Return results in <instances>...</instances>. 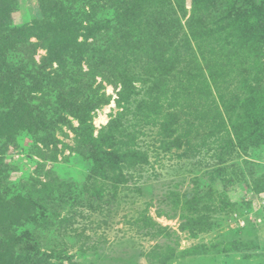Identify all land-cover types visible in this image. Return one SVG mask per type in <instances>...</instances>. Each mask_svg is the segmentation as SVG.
Returning <instances> with one entry per match:
<instances>
[{"label":"rangeland","instance_id":"rangeland-1","mask_svg":"<svg viewBox=\"0 0 264 264\" xmlns=\"http://www.w3.org/2000/svg\"><path fill=\"white\" fill-rule=\"evenodd\" d=\"M160 1L17 0L11 21L18 27L36 25L42 19V7L72 9L71 11L79 14L78 18L82 20L78 34L75 33L78 43L87 48L96 47L106 40L107 36L119 31L120 27L126 28L127 32L122 34L131 40V45L124 55L128 54L135 62L132 64L140 66L146 61L148 49L146 48L145 52L139 45L140 41L160 39L162 32L165 33V20L179 18L185 25L190 17L191 0H185L187 15L184 19L182 13L175 16L166 11L155 13L153 8L160 5ZM175 1L176 5H181L179 0ZM208 1L210 5H214L219 17L213 18L211 23L223 19L229 13L230 7L241 9L249 6L241 0L234 2L235 5L231 4L234 0ZM230 12L234 13L231 10ZM251 17L248 18V25L240 23L238 26L251 27L258 20L255 14ZM49 22L52 23V20L49 19ZM215 30L218 29L213 28L211 31ZM192 32L200 38L205 35L203 39L213 42L212 48L216 50L213 51V57L220 56L227 41H240L238 33L234 38L226 40V35L229 34L226 32L219 35ZM30 33L38 35L36 30H31ZM250 35L252 33L248 34ZM240 38L243 40L242 36ZM176 39L168 46L156 47L155 51L162 55L173 54L182 46L181 44L176 47L179 44L177 41L181 40ZM29 43L33 47L31 58L37 65L48 60V51L42 41L31 37ZM24 50L18 47L17 51L9 55V61L16 68H19L21 63H26L22 56ZM251 53H255V48L251 49ZM263 63L258 62L260 65ZM80 64L79 67L85 72V58ZM51 66L49 70L54 71L57 68L55 63ZM138 70L137 67L135 72ZM25 72L22 70V74ZM85 81L86 85L92 82ZM99 85L102 87L100 93L110 97V103L95 111L85 126L80 125L72 114H67V110L59 111L60 113L54 116L50 110L41 108L39 104L45 105L46 101L54 104L55 96L40 101L39 92L42 90L36 89L34 84L27 82L28 89L24 92L28 95V106L36 107L37 112L30 109L28 117L24 116L26 122L23 121L22 124L16 122V117L19 116L14 111L19 101L10 102L4 93L0 96V113L3 116H0V164L6 167L5 172H0V190L7 194V200L27 197L18 207L10 204L13 208H7L5 224L10 226V231L14 234L24 231L33 234L39 253L46 255L42 257L43 262L40 264H262L264 85L261 84L257 90L245 87L243 91L238 90L239 86H223V93L229 92L228 95L234 99L238 93L240 99L249 101L247 96L243 98L241 94L251 93V103H245L248 116L244 118V113H239V129L243 128L239 141L244 148L240 151L242 154L237 153L238 155L229 162L234 164L236 161V165L227 167L223 179L217 177V174L205 176L197 181L194 178L210 170L208 166L214 162L216 154L229 150V134L221 132V147L213 141L214 139L205 140L204 146L198 149L201 154L196 157L189 156L190 159L182 154L186 148H172L166 152L161 149L157 139L160 124L150 123L154 122L152 119L155 120V117L160 119L158 111L137 133L138 147L143 148L148 163L142 167L137 165L135 168L121 164L120 172L125 177L119 178L117 172L115 175L108 173L107 177L100 176L95 179L96 185L88 192L83 185L86 183L90 163L94 158L97 160L100 154L101 158H109L104 154L111 151L110 148L102 147L107 143L106 138L102 139L106 133H103L101 140L97 139V142L92 143L91 138L95 140L104 132L102 129L120 110L116 105L120 85L96 77L91 87L95 89ZM143 85L145 84L142 80L135 83L137 93L139 90L145 91L146 85ZM195 92L192 97L196 96L198 101H206V98L201 96V88ZM162 96L173 99L175 103L182 97L181 93L177 96H165L160 92L156 97ZM10 103H13V106ZM12 107V115L8 117L6 114ZM190 107L195 109L192 104ZM202 109L204 108L198 106L196 110L200 113ZM260 109L263 110L262 114ZM59 115L64 120L49 131L52 132L49 140H44L41 133L32 131L35 128L27 129L30 128L27 119L32 121L33 117L38 116V119L42 117L48 121ZM5 118L14 122L10 131H5L2 126ZM177 124L180 125L179 119ZM175 128L179 127L174 126L172 129ZM179 132L178 130L176 134ZM11 139L13 140L10 141ZM53 141L56 143H52ZM190 141L191 145L195 143L193 138ZM123 159L125 157L120 156L117 160ZM112 166L115 164L112 163ZM239 176L242 178L238 179ZM240 215H244L246 224L239 228L235 219L236 216L241 217ZM26 244L25 241L17 243L22 248ZM15 250L20 252L17 248Z\"/></svg>","mask_w":264,"mask_h":264},{"label":"trees","instance_id":"trees-1","mask_svg":"<svg viewBox=\"0 0 264 264\" xmlns=\"http://www.w3.org/2000/svg\"><path fill=\"white\" fill-rule=\"evenodd\" d=\"M174 1L161 0V4L153 9L155 13L171 12L173 16L182 13V19H184L187 15L185 0H179L181 5H176V1ZM239 1L234 0L231 4L235 5L234 2ZM242 1H245L249 6L241 9L230 7L229 9L234 12L233 14L229 10L223 19L211 23L213 18H219L214 5H210L208 0H191L190 17L185 25L179 18L165 20L163 25L166 34L162 32L160 39L155 41H140L139 45L145 49V52L146 48L148 49L146 61L138 66L132 64L135 62L131 60L132 58L128 54L124 55L128 49L130 50L131 45V40L126 39L122 34L127 32L126 28L120 27L119 31L107 36L106 40L97 44L96 47L87 48L78 43L77 38H75V33L78 34V27L82 20L78 18L79 14L71 11L72 9L42 7V19L36 25L18 27L11 21L17 0H0V96L4 93L10 102L19 101L14 111L19 116L16 117V122L22 124L25 121L24 116L28 117L30 109L35 113L37 112L36 107L28 106L26 100L28 95L24 92L25 89H28L26 87L27 82L34 84L36 89L42 90L39 92L38 99L40 101L55 96L54 104L46 101L45 105L39 104L41 108L50 110L54 116L60 113L59 111L67 110V114H72V117L80 125L85 126L88 125L95 111L110 103V97L100 93L101 85L92 89L91 84L95 82V78L101 77L105 82L120 85L116 99L119 112L102 129L104 132H101L95 140L91 138L92 143L97 142V139L98 141L101 140L103 133H106L102 139L106 138L105 142L107 143L102 147L110 148L111 151L104 154L109 158H101L100 154L97 160L96 158L93 159L95 163L94 161L90 163L86 183L83 185V188L85 187L88 192L96 185L95 179L100 176L106 175L107 177L108 173L115 175L117 172L116 175H119V178L125 177L120 172L121 164L135 168L137 165L142 167L148 163L143 148L138 147L139 134L137 133L139 132L138 129H141L149 118L155 117L158 111L157 115L160 116V119L157 120L155 117V120L152 119L154 122L150 123L153 125L160 124L159 127L161 128L157 133V139L161 144L159 145L161 149L166 152L172 148L175 150L186 148L182 153L186 158L189 156L196 157L201 154L198 149L204 146L205 140L214 139L213 141L220 146L222 145L219 142V138L222 136L221 132L229 134L231 138L227 142V146H230L229 150L226 153L216 154L214 162L208 163L210 170L194 178L197 181V179L205 178V176L217 174V177L223 179L222 176H225L227 169L236 165V161L234 164L229 162L244 148L239 141L241 139L240 131H243V128L239 129V113H244L242 117H247L249 113L245 103H251L250 92L247 95L241 94L243 98L247 96L249 101L240 99L238 93L234 99L228 95L229 92L223 93V86L228 88L239 86L238 90L243 91L245 87L257 90L261 84L264 85V63L258 64L260 61L264 62V0ZM91 10L93 14L92 7ZM254 14L258 17L255 24L249 28L238 26L240 23L248 25V18H252V15L254 17ZM49 19L52 20V23L49 22ZM83 20L85 21V19ZM144 22L148 23L147 21ZM213 28L218 30L212 32ZM31 30H36L38 35L30 33ZM176 31L177 33H175ZM192 31L204 34L217 33L219 35L225 32L231 34L226 35V40L234 38L238 33V40L240 41L235 43L227 41L221 49L223 52L219 54L220 56L213 57V51H216L212 48L213 42H207L203 39L205 35H201L202 38H200ZM249 33L252 35L248 36ZM241 36L243 40H241ZM31 37H37V40L42 41L48 51V60L43 61L40 65H37L31 58V49L33 48L32 44L29 43ZM176 38H180L183 42L177 41L179 44L176 47L181 44L182 46L177 48L173 54L162 55L155 51L156 47L162 48L163 45L172 44V40L175 41ZM173 44L175 45L174 42ZM18 47L25 49L22 56L26 63H21L20 67L16 68L9 61V55L11 52L17 51ZM253 48H255V53L250 54ZM148 52L151 54L156 52L157 54L150 55ZM83 58L87 64L85 72L79 67ZM142 58L145 60L144 57ZM151 58L154 61L151 62ZM52 63L57 66L54 71L49 70ZM30 66L31 68H29ZM153 66L155 67L152 68ZM137 67L139 70L135 72ZM219 68L221 69L219 70ZM22 70L26 71L25 74H22ZM85 80L92 82L86 85ZM141 80L146 85H143L146 89H144L145 91L139 90L137 93L135 83ZM17 87L18 89H16ZM200 88L202 89L201 96L205 97L207 102L198 101L196 96L192 97V93L194 95L195 90ZM45 89L48 90L43 91ZM15 91L17 92L13 93ZM159 92L165 96H177L181 93L182 97H180L179 102L175 103L173 99H167L164 96L157 98ZM34 99L36 100V98ZM10 104L13 106V103ZM191 104L194 106V110L191 109ZM198 106L204 108L200 113L196 110ZM12 112L13 107L6 115L9 117ZM262 112L263 110L260 109V114ZM1 117L3 118V116ZM59 117L56 116L48 121L42 117L38 119V116L33 117L32 121L27 119L31 128L27 129L35 128L32 131L41 133L44 140H49L52 137V132L49 133V131H52L53 128H56V124L64 120L62 117L59 119ZM177 118L180 125H176ZM168 121L169 124L167 125ZM13 123L9 118H5L2 126L5 131H10L13 128ZM174 126L179 128L172 129ZM89 128L92 129L90 126ZM178 130L180 132L176 134ZM191 138L195 141L193 145H191ZM108 139L109 141H107ZM52 143H56V141ZM120 156L125 157V159L118 161ZM112 163L115 166H112ZM5 168L0 164V172H5ZM241 178V176L238 177V179ZM26 198L18 197L14 201L7 200V194L0 190V264H15L14 262L18 264H40L43 262L42 257L46 256L39 253L35 245L37 240L33 234L29 231L14 234L10 231V226L5 224L7 208L11 210L13 208L11 205L20 206L19 203H22ZM240 216H236V219L244 221V215ZM23 241L27 243L24 248L17 245ZM15 248L20 252L16 251ZM31 252L33 253L32 256L30 255Z\"/></svg>","mask_w":264,"mask_h":264},{"label":"built area","instance_id":"built-area-1","mask_svg":"<svg viewBox=\"0 0 264 264\" xmlns=\"http://www.w3.org/2000/svg\"><path fill=\"white\" fill-rule=\"evenodd\" d=\"M238 226L242 227V225L244 226V221L242 219H236Z\"/></svg>","mask_w":264,"mask_h":264}]
</instances>
